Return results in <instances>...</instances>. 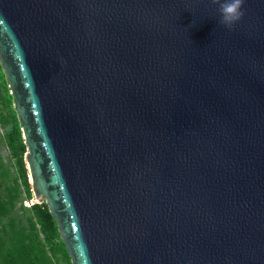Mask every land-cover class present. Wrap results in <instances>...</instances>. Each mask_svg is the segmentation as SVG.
<instances>
[{
  "label": "water",
  "instance_id": "obj_1",
  "mask_svg": "<svg viewBox=\"0 0 264 264\" xmlns=\"http://www.w3.org/2000/svg\"><path fill=\"white\" fill-rule=\"evenodd\" d=\"M0 0L32 192L71 264H264V0Z\"/></svg>",
  "mask_w": 264,
  "mask_h": 264
},
{
  "label": "rangeland",
  "instance_id": "obj_2",
  "mask_svg": "<svg viewBox=\"0 0 264 264\" xmlns=\"http://www.w3.org/2000/svg\"><path fill=\"white\" fill-rule=\"evenodd\" d=\"M15 113L3 70L0 71V238L9 246L10 241H19L24 244L33 243L41 250L35 260L37 264H71L70 257L61 248V238L57 237L46 243L41 233L40 225L30 208L32 202H38L32 192L31 177L27 168L26 154L23 155L27 170L28 188L20 177L17 165L7 146L1 118H9ZM18 120V117H17ZM19 122V120H18ZM20 123V122H19ZM24 142V141H23ZM63 243V242H62ZM64 245V244H63ZM52 247V250L50 249ZM43 248V250H42ZM66 249V248H65Z\"/></svg>",
  "mask_w": 264,
  "mask_h": 264
},
{
  "label": "trees",
  "instance_id": "obj_3",
  "mask_svg": "<svg viewBox=\"0 0 264 264\" xmlns=\"http://www.w3.org/2000/svg\"><path fill=\"white\" fill-rule=\"evenodd\" d=\"M1 125L3 127L7 146L10 149L17 165L19 175L28 188V182L26 178L27 170L23 159L26 146L23 142L20 123L18 122L15 113H12L9 118H1ZM30 208L34 211V214L38 220L41 233L44 235L45 242L51 243V241L54 240L58 235V228L53 216L49 212L47 204L45 202H32ZM10 242L12 243L11 246L7 245L0 238V264H37L35 260L39 254L42 253V251L37 249L33 243L24 244L23 242L19 241L14 242L13 240ZM63 244L64 243L61 242V248L66 254L65 245ZM50 249L52 250V247Z\"/></svg>",
  "mask_w": 264,
  "mask_h": 264
},
{
  "label": "clouds",
  "instance_id": "obj_4",
  "mask_svg": "<svg viewBox=\"0 0 264 264\" xmlns=\"http://www.w3.org/2000/svg\"><path fill=\"white\" fill-rule=\"evenodd\" d=\"M218 5L219 23L231 29L244 15L243 0H213Z\"/></svg>",
  "mask_w": 264,
  "mask_h": 264
}]
</instances>
